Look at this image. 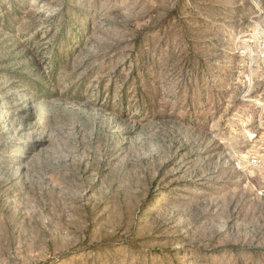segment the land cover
I'll return each mask as SVG.
<instances>
[{"label":"rangeland","instance_id":"374dc122","mask_svg":"<svg viewBox=\"0 0 264 264\" xmlns=\"http://www.w3.org/2000/svg\"><path fill=\"white\" fill-rule=\"evenodd\" d=\"M263 55L264 0H0V264H264Z\"/></svg>","mask_w":264,"mask_h":264},{"label":"built area","instance_id":"2783aa9c","mask_svg":"<svg viewBox=\"0 0 264 264\" xmlns=\"http://www.w3.org/2000/svg\"><path fill=\"white\" fill-rule=\"evenodd\" d=\"M263 57H264V55H263ZM259 162H260V161H259L258 159H254V160H253V164H255V165H258Z\"/></svg>","mask_w":264,"mask_h":264}]
</instances>
